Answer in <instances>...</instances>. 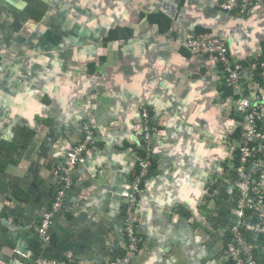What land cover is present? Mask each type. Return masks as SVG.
<instances>
[{"label":"crops","instance_id":"0c3cea01","mask_svg":"<svg viewBox=\"0 0 264 264\" xmlns=\"http://www.w3.org/2000/svg\"><path fill=\"white\" fill-rule=\"evenodd\" d=\"M41 1L37 18L26 10L31 0H0V142L33 131L19 161L0 169L7 183L0 224L12 242L0 240V264H35L40 256L106 264L123 253L124 192L144 154L143 109L153 152L133 264H233L224 254L237 220L231 194L241 184L232 164L248 127L235 103L242 93L260 105L264 128V2L241 14L222 9L221 0ZM187 32L222 38L243 67L239 91L225 84L215 54L185 49ZM83 123L93 140L70 172L66 154L84 142ZM64 176L63 205L42 241L39 219ZM11 180L27 201L8 198Z\"/></svg>","mask_w":264,"mask_h":264},{"label":"built area","instance_id":"2783aa9c","mask_svg":"<svg viewBox=\"0 0 264 264\" xmlns=\"http://www.w3.org/2000/svg\"><path fill=\"white\" fill-rule=\"evenodd\" d=\"M264 0H221L219 6L227 11L237 10L247 12L253 6L263 3ZM184 47L191 53H214L222 62L226 82L238 90L241 83L240 64L232 63L228 57L227 46L222 38L213 32H187L183 42ZM264 76V60L261 62ZM238 109L244 113L248 129L244 133L243 143L239 145V158L234 166V175L241 181L235 194V207L233 213L237 220L230 224L224 254L233 264H264V130L258 128L257 119L260 118L258 104H251L250 100L243 97L238 101ZM142 125L143 135L141 147L144 150L142 157L138 158V167L130 188L124 192L127 204L123 215V235L125 238L124 252L110 258L106 264H133L138 256L142 236L136 225V212L140 196L143 193V183L149 173L151 153L153 152L152 124L147 109H143ZM84 142L71 147L67 152L64 168L73 171L80 155L86 150L87 142L93 140V130L87 123L82 124ZM66 180V187L70 183L69 176L62 177ZM65 191L59 189L55 200L45 213L39 226V234L43 241L50 238L54 214L63 205ZM236 208V210H235ZM260 241V242H259ZM35 264H78L70 260L55 259L40 256Z\"/></svg>","mask_w":264,"mask_h":264},{"label":"trees","instance_id":"16d2710c","mask_svg":"<svg viewBox=\"0 0 264 264\" xmlns=\"http://www.w3.org/2000/svg\"><path fill=\"white\" fill-rule=\"evenodd\" d=\"M45 8H46V4L44 2H42L41 0H31L30 4L28 5L26 10H27V12L29 11L31 14H32L31 10H36L37 11L36 13L33 11V15L38 18V17H40L42 15V13L45 10ZM113 36H114V32L111 31L109 37H113ZM263 58H264V54L262 55V59L260 60V62L258 64V74H259L258 79L259 80H261L260 77H261L262 71H263V68L261 66V62H262ZM32 135H33V131L30 128L25 127L21 131L17 132L12 137L11 140H2L0 142V147L3 149L2 155L0 157V169H4L8 163H17L19 161L20 155H21L20 148L26 147L29 144V141L32 138ZM83 137H84V134H83ZM10 183H13L15 188H13L12 196L10 197V195H9L8 198H10V199L11 198H15V199H18L20 201H27L29 199V194L27 193V191H25L23 189V187L20 185V183L18 181L11 180ZM66 183H67L66 180L64 178H61V180L58 183V187L56 188V190H54V191L52 190L51 198L49 200L50 203L48 205L49 206L48 209L51 208V205H52V203L55 200V195L57 194V191L59 189H63L64 190V188H62V187ZM0 189H2V190H6L7 189V183L4 180H0ZM126 204H125V208H126ZM47 210H45V211H47ZM124 212H125V209H124ZM2 213L4 215L8 216L5 206H4L3 212H1V214ZM43 217H44V213L42 214L41 218L39 219L38 227H37V230H36V234H37V236L39 237L40 240H42L41 239L42 236L39 234L38 228H39V226L42 223ZM5 232H6L5 225H3V224L1 225L0 224V240L3 243H6V244L8 242L12 243L10 241V239L8 237H6ZM32 247L35 250H39L40 247H41L40 246V242L37 241V240H34L33 243H32ZM123 252H124V250H123Z\"/></svg>","mask_w":264,"mask_h":264},{"label":"bare ground","instance_id":"6f19581e","mask_svg":"<svg viewBox=\"0 0 264 264\" xmlns=\"http://www.w3.org/2000/svg\"><path fill=\"white\" fill-rule=\"evenodd\" d=\"M250 10V9H249ZM232 11H235L236 13H241V12H239V11H237V10H232ZM242 14V13H241ZM243 14H245V13H243ZM198 33V32H197ZM186 35V34H185ZM185 39V38H184ZM183 42H184V40H183ZM225 45H226V43H225ZM184 46V45H183ZM227 46V45H226ZM186 49V48H185ZM187 50V49H186ZM227 50H228V46H227ZM188 51V50H187ZM206 53H211V52H206ZM200 54V53H199ZM211 54H214V53H211ZM216 56V55H215ZM217 58H218V56H216ZM228 57H229V51H228ZM229 59H230V57H229ZM218 60L220 61V59L218 58ZM231 60V59H230ZM263 60H264V58H263ZM262 60V61H263ZM233 64L234 63H238V64H240V69H239V71H240V74H241V71H242V69H243V67H242V64L240 63V62H236V61H231ZM220 63H221V68H222V71H223V74H224V81H225V84L229 87V88H231L232 90H234V91H239V89L238 90H236V89H234L232 86H230V85H228V83L226 82V77H225V72H224V69H223V67H222V62L220 61ZM241 77H242V74H241ZM241 84V83H240ZM240 86V85H239ZM238 94H240V96L236 99V110L241 114V116H242V120H244L245 121V117H244V113L242 112V111H240L239 109H238V101L241 99V98H243V97H245V98H247V99H249L250 100V102H251V98L248 96V95H241L242 93H238ZM251 104H252V102H251ZM253 105H255V104H253ZM259 108H260V105H259ZM258 128H261V127H258ZM248 129V127L245 129V131ZM262 130H264V128H261ZM245 131H244V133H245ZM142 135H143V133H142ZM243 139H244V134H243V136H242V139H241V141H240V143H239V145H241L242 143H243ZM239 145L237 146V155H239V153H238V150H239ZM87 150V149H86ZM85 150V151H86ZM143 150V149H142ZM85 151H83V152H85ZM144 151V150H143ZM83 154V153H82ZM81 156V155H80ZM238 158H239V156L238 157H236V161H235V163H233L232 164V166H233V172H235L234 171V166H235V164H236V162H238ZM230 192V191H229ZM231 192H233V190H231ZM235 194H237L236 193V191H234L233 192V194H231V199H233L232 197H234L235 198Z\"/></svg>","mask_w":264,"mask_h":264},{"label":"rangeland","instance_id":"374dc122","mask_svg":"<svg viewBox=\"0 0 264 264\" xmlns=\"http://www.w3.org/2000/svg\"><path fill=\"white\" fill-rule=\"evenodd\" d=\"M80 129H81V128H80ZM81 130H82V129H81ZM81 132H82V131H81ZM67 152H68V151H67ZM83 160H84V158H83V156H82V158H80V162L83 161ZM66 188H67V187H66ZM66 188L64 189L65 193H66V190H68V188H67V189H66ZM126 199H127V198H126ZM45 212H46V211H45ZM45 212H44V213H45ZM52 258H53V257H52Z\"/></svg>","mask_w":264,"mask_h":264},{"label":"clouds","instance_id":"9594fccd","mask_svg":"<svg viewBox=\"0 0 264 264\" xmlns=\"http://www.w3.org/2000/svg\"><path fill=\"white\" fill-rule=\"evenodd\" d=\"M66 155H67V154H66ZM79 162H80V160L77 162V164H78ZM77 164H76V166H77ZM76 166H75V167H76Z\"/></svg>","mask_w":264,"mask_h":264}]
</instances>
